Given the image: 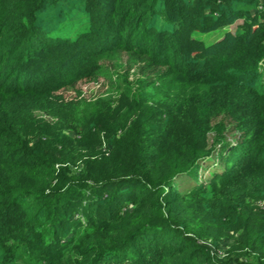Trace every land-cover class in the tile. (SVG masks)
I'll use <instances>...</instances> for the list:
<instances>
[{"label": "trees", "instance_id": "1", "mask_svg": "<svg viewBox=\"0 0 264 264\" xmlns=\"http://www.w3.org/2000/svg\"><path fill=\"white\" fill-rule=\"evenodd\" d=\"M123 55L135 83L84 99L79 85ZM35 110L63 120L51 142L33 140ZM251 199H264V0H0V264H218L205 240L227 232L237 264H264Z\"/></svg>", "mask_w": 264, "mask_h": 264}, {"label": "rangeland", "instance_id": "2", "mask_svg": "<svg viewBox=\"0 0 264 264\" xmlns=\"http://www.w3.org/2000/svg\"><path fill=\"white\" fill-rule=\"evenodd\" d=\"M262 22V21H261ZM242 25V22L236 23V25H233L230 27V30L235 32L238 26ZM226 30H219L215 33L208 34L203 36L204 40L207 41V43H212L218 39H220L224 34ZM104 71L105 74L102 76L101 79H99L96 82H92L89 84H80L79 88L82 91V96L84 99H91L96 100L100 97H107L111 95V97L116 98L119 94L118 86L119 84H122L124 80L126 79L128 83H135L136 79L139 76V65H132L129 62V59L126 55H123L118 62H104ZM122 79H121V78ZM156 104L153 103L152 108H156ZM119 104L117 103L114 107L115 111L118 113L122 112L121 107H118ZM58 113L54 110L47 111V110H35L33 111V118L40 124L41 129L37 127H34V138L35 142H51V136L58 132V130L62 131L61 125L63 124V120L61 119L60 115H57ZM47 130V132H42V130ZM70 135L74 137V132L69 131ZM43 134V135H41ZM237 142V141H236ZM110 149L108 148L107 144L105 143L101 148L97 149V152L100 154L108 155L110 153ZM219 157H223L222 153H218ZM224 160H219L218 165L209 167L208 163L204 165L202 169H200V176L199 181L202 183H210L211 179L213 178V175L216 174V172H221L222 169L225 167ZM209 168H208V167ZM245 171H251V167H248ZM244 177V176H243ZM242 177V179H243ZM250 204L255 208H261L264 209V199L256 200L251 199L249 201ZM199 211H197L193 217H194V223L196 224V229L201 231V225L202 220H204L203 216H200L198 214ZM238 237L237 234H234L232 232H227V234L223 235L220 244L218 247L213 246L212 240H205L210 245H207L208 249L211 251L212 255L215 256L216 261L218 264H237L236 260H238V256H234L231 254L233 250V246L236 244L235 239ZM246 257H242V261L245 262ZM240 259V258H239ZM241 260V259H240Z\"/></svg>", "mask_w": 264, "mask_h": 264}]
</instances>
